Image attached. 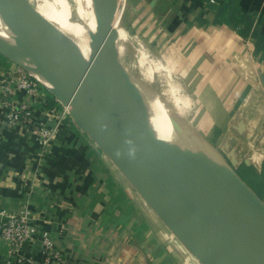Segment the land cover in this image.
Returning <instances> with one entry per match:
<instances>
[{
    "label": "crops",
    "instance_id": "1",
    "mask_svg": "<svg viewBox=\"0 0 264 264\" xmlns=\"http://www.w3.org/2000/svg\"><path fill=\"white\" fill-rule=\"evenodd\" d=\"M129 1L147 7L156 54L196 105L188 117L205 138L212 135L241 179L242 169L264 173V0ZM8 65L0 60V80ZM62 112L52 104L36 119L54 128ZM4 119L0 108V212L27 209L63 264H197L155 231L139 230L116 168L69 119L44 156L30 134ZM22 176L38 180L24 184ZM7 251L0 244V264ZM21 254L43 261L42 241L25 244Z\"/></svg>",
    "mask_w": 264,
    "mask_h": 264
},
{
    "label": "water",
    "instance_id": "2",
    "mask_svg": "<svg viewBox=\"0 0 264 264\" xmlns=\"http://www.w3.org/2000/svg\"><path fill=\"white\" fill-rule=\"evenodd\" d=\"M96 3L92 55L80 75L63 38L28 0H0V12L17 35L20 57L32 60L74 125L200 264H264V202L236 173L211 169L154 138L120 98L126 92L114 26L118 3Z\"/></svg>",
    "mask_w": 264,
    "mask_h": 264
},
{
    "label": "rangeland",
    "instance_id": "3",
    "mask_svg": "<svg viewBox=\"0 0 264 264\" xmlns=\"http://www.w3.org/2000/svg\"><path fill=\"white\" fill-rule=\"evenodd\" d=\"M28 1L36 12L44 18L48 24L51 23L50 25L56 29L58 34H61L59 28L60 25L52 19L51 13L47 11L43 1ZM51 1L55 4L64 18L69 22L72 21V0ZM117 1L118 9L114 19V26L118 34V43L116 46L118 52L119 73L126 95L128 94L132 100L137 101V103L139 102L142 105H144V102L146 104V101L151 103L157 101L156 103L160 105V108H164L163 110L166 111V114H162L158 111L162 119L175 130L182 142H184L194 153H200V155H198L199 157L190 153H187V155L206 164L211 169L216 167L237 174L229 164L227 158L223 154H219V151L212 143V135V138H205L203 126L192 121V115L191 117H188V114H191L193 110H195L196 105H193V99L190 97V100L188 97L186 86L183 84L182 87H185V91H181L183 88L178 86L180 80L178 79L179 77H176L175 74H173L169 75L167 79L164 76L165 73L158 71L156 67H154L155 64H161L164 66V61H162V59L156 54V52H159L158 45L156 48V44L150 40V34L152 33L150 32L148 23L149 14L146 9L147 7L140 11L134 8L135 4L129 0ZM69 12L70 15L68 16ZM72 46L81 51L90 48L92 43L89 45L74 43ZM0 60L2 63L9 64L8 68L17 66L13 60L2 54H0ZM173 86L179 87V89L177 92L175 91L171 94V87ZM142 98L144 100H142ZM192 147H195L197 152ZM243 170L244 169L239 170V173L245 174V172H242ZM116 172L118 173L119 178L124 182L125 187L129 190L130 198H128L130 202L128 204L133 205L136 208L135 218L139 230L155 231L159 242L165 245H167L168 242H173L175 248L177 246L182 252H187L186 254H188L191 260L200 264L164 226L151 208L144 202L117 169ZM250 173V176H252H248L250 180L244 179L243 181L264 202V173L261 175H255L254 172ZM179 250L177 249V251Z\"/></svg>",
    "mask_w": 264,
    "mask_h": 264
},
{
    "label": "built area",
    "instance_id": "4",
    "mask_svg": "<svg viewBox=\"0 0 264 264\" xmlns=\"http://www.w3.org/2000/svg\"><path fill=\"white\" fill-rule=\"evenodd\" d=\"M46 92L50 93L42 83L18 65L12 66L7 76L0 80V108L5 112V125L12 129L22 128L30 134L37 142L41 156L49 155V150L63 128L64 121L69 119L73 123L68 110L55 98L54 102L63 109L55 127L48 128L44 122L36 119L39 109L48 100ZM19 94H23L25 99L18 100ZM30 178L22 176V182L26 184L30 180L31 182L38 180L37 176ZM39 239L42 241L44 251L43 261L21 254L25 244L35 243ZM0 244L5 245L8 250V256L2 264H63L64 262L49 232L40 230L33 223L27 209L14 213L0 212ZM13 256L18 258L15 263L11 262Z\"/></svg>",
    "mask_w": 264,
    "mask_h": 264
},
{
    "label": "bare ground",
    "instance_id": "5",
    "mask_svg": "<svg viewBox=\"0 0 264 264\" xmlns=\"http://www.w3.org/2000/svg\"><path fill=\"white\" fill-rule=\"evenodd\" d=\"M42 1L47 11L51 13L52 19L57 24L60 25L59 28H60L61 34L59 35L63 38V40L65 41L68 47L76 73L80 75L82 72H84L85 67L87 66L91 58L92 46L88 49H84L80 51V50H77L75 47H73L72 44L75 43V44L89 45L92 43V38L95 35L96 28H97L96 0H72V9H71L72 21L70 22L66 18L63 17L61 12L57 9L55 4L51 0H42ZM69 15H70V12L68 16ZM17 40L18 38H17L16 33L10 27L9 23L6 21V19L3 17L2 13L0 12V53H3L5 56L9 57L11 60H13V62L16 65H18L23 70H25L23 68V63H26V64L28 63L27 65L30 66L32 70H34V72H36L35 74L33 73L35 78L40 83L45 85L44 81L41 79L40 75L35 70L34 66L31 65L32 60L22 59L20 57L22 54V50L16 45ZM117 43H118V34H117ZM154 67H156L158 71L165 73L164 76L167 79L169 75H171L169 72V69L165 67V65L163 66L161 64H158V65L155 64ZM26 72L29 73L28 71ZM29 74L31 75V73ZM178 86L180 87L179 84ZM179 87H176V86L171 87V94L172 92L173 93L175 91L177 92ZM119 96L131 108L134 109L137 115L142 117L145 127L152 133L154 138L162 141L167 146L175 147L182 154L190 153L192 155L199 157L198 155H200V153L197 152L196 148L192 147L197 152V154L194 153L184 142H182V140L176 134L175 130L162 119L158 111L161 112L162 114L164 113L166 114V111L163 110L164 108H160V105L156 103L157 101L154 103L146 101L147 105L144 102V105H145L144 106L141 103L139 102L137 103V101L132 100V98L128 94L127 95L123 94ZM142 100L144 99L142 98ZM214 180L218 182L215 175H214Z\"/></svg>",
    "mask_w": 264,
    "mask_h": 264
},
{
    "label": "trees",
    "instance_id": "6",
    "mask_svg": "<svg viewBox=\"0 0 264 264\" xmlns=\"http://www.w3.org/2000/svg\"><path fill=\"white\" fill-rule=\"evenodd\" d=\"M47 93V95H48V100L46 101V103L43 105V106H41V108L42 109H47L48 107H50L52 104H56V105H59L58 103H52L53 101H54V97L50 94V93H48V92H46ZM251 175V173H249V174H243V173H240V176L242 177V180H250V178H248V176H250ZM250 177H252V176H250Z\"/></svg>",
    "mask_w": 264,
    "mask_h": 264
}]
</instances>
